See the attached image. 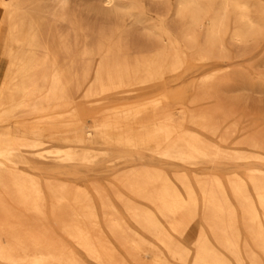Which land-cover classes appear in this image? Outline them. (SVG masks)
I'll list each match as a JSON object with an SVG mask.
<instances>
[{"label":"bare ground","instance_id":"1","mask_svg":"<svg viewBox=\"0 0 264 264\" xmlns=\"http://www.w3.org/2000/svg\"><path fill=\"white\" fill-rule=\"evenodd\" d=\"M104 1L114 6L121 0ZM135 2L127 13L141 22L145 18L132 11ZM40 6L38 0H0V56L6 58L0 118L62 104L78 114L75 97L87 100L106 90L120 95L127 83L148 87L165 80L170 87L168 94L140 101L132 93L92 137L81 122L71 123L64 133L76 151L69 163L56 164L52 179L31 175L30 158L62 145L13 134L9 126L0 131V264H264V140L245 136L243 121L219 104V69L201 71L203 62L225 57L230 28L242 43L261 34L252 12L264 18V3L179 0L175 31L162 22L151 25L145 43H132L121 25L95 36L80 24L55 30ZM64 11H56L57 22L67 18ZM232 14L238 17L230 23ZM200 27L203 43L193 33ZM188 45L196 48V61L188 62ZM46 58L56 65L52 77L39 69ZM182 77L183 90L172 94ZM85 80L90 85L83 89ZM43 83L51 85L46 96ZM45 131L37 125L29 132L36 137ZM59 132L51 127L48 134ZM114 146L121 155L136 146L153 157L132 168L106 153ZM98 162L117 174L105 186L80 184L105 174ZM72 163L79 172L71 171ZM47 197L54 205L46 207Z\"/></svg>","mask_w":264,"mask_h":264},{"label":"rangeland","instance_id":"2","mask_svg":"<svg viewBox=\"0 0 264 264\" xmlns=\"http://www.w3.org/2000/svg\"><path fill=\"white\" fill-rule=\"evenodd\" d=\"M38 1H40V8L50 14V20L55 30L57 25H61L60 27L62 28H58L64 32L69 30L70 27L68 26L70 23L77 26L80 24L81 26L79 25L78 27L79 30H89L91 35L94 36L97 35L98 31H108L121 25L130 31L129 39L132 43H145L148 39L151 25L157 26L162 22L168 28L170 27V30L175 31L179 24V19L176 16L179 0H134V2L136 1L135 6H137L132 8V11L135 12L134 14L139 13V15L141 14L145 18L141 22L135 21V17L127 13L129 11L130 0H121L114 6L108 5L104 0ZM251 3L257 8L260 3H264V0H251ZM56 11H64L65 18H68V16L69 18H64L65 20H58L57 22ZM252 16L254 17L255 24L261 28V34L242 43L237 42L231 37L232 28H230L229 33L224 37L225 57H214L210 61L203 62L201 64V71L205 72L210 69H219L218 79L214 83V91L217 100H219V104L225 108H227L226 104H228L227 109L229 113L236 117L238 116L240 122L243 121L240 125L245 136L251 137L256 134L255 137L259 136L257 138H260L261 136L262 138L260 139L264 140V18L258 11H253ZM208 17L209 15H204L202 18L204 23L208 22ZM237 17V14L230 15V23L237 20ZM186 26L190 27L189 21ZM205 31V27L195 28L193 31L201 43H203ZM1 46L0 44V53H2ZM195 49L194 46L188 45V49L186 50L188 62L196 61ZM5 68L6 58L0 56V83ZM39 69L42 71L46 70L49 76L52 77L53 72L56 71V65L53 64L51 58H46L39 66ZM82 84L83 89H85V87L90 85V81L85 80ZM178 84V89L172 92V94L177 96L183 90L186 80L182 77L178 80ZM127 85H130L128 86L129 90H126L120 95H114V91L106 90L97 92L87 100L75 97V105L79 109L78 114L75 113L71 105L62 104L59 108L53 110H49L50 108H48V110L39 114H17L9 119L0 118V131L9 126L13 134L26 132L31 139H36L43 143L46 142L50 145H62L59 152L52 154L43 153L30 158V161L33 163V169L29 171L31 175L36 177L42 175L52 179L54 178L56 164H59L60 161L69 163V156L76 151L75 145L71 138H69V134H66L71 123L75 121L81 122L86 136L88 138L92 137L105 115L110 110L123 108L124 104L132 100V93L135 94V101H140V99H146L156 92L168 94L170 87L169 83L165 80L153 82L148 87H141L138 83L135 85L127 83ZM201 88L202 86L198 85L196 91H200ZM50 92V83H43L41 96H46ZM16 96L18 100L22 99L19 97L20 95ZM37 125L46 128V131L44 135L34 137L29 131L35 129ZM51 127H56V130L61 132L49 135L48 131ZM122 150L118 146L108 147L106 153L116 158H122V161L132 168H137L142 158L150 156L141 147H129V151L121 155ZM159 161L162 167L163 161ZM71 166V171L75 173L79 172L78 163H72ZM97 167L105 170V174L88 176L87 181L83 180L80 184H87L91 188V181H97L99 184L105 186L107 185V181L112 179L113 175L117 174V170H109L110 166L107 163L98 162ZM109 194L112 196L111 192ZM128 196L129 198L132 197L131 194H128ZM54 203V199L47 197L45 201L46 207L52 206ZM170 263L183 264L172 260Z\"/></svg>","mask_w":264,"mask_h":264}]
</instances>
